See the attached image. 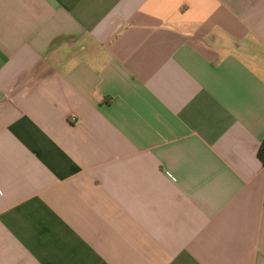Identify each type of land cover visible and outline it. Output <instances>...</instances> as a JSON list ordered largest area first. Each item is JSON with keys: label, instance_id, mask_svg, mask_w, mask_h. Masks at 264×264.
<instances>
[{"label": "crops", "instance_id": "obj_1", "mask_svg": "<svg viewBox=\"0 0 264 264\" xmlns=\"http://www.w3.org/2000/svg\"><path fill=\"white\" fill-rule=\"evenodd\" d=\"M264 0H0V264H264Z\"/></svg>", "mask_w": 264, "mask_h": 264}, {"label": "trees", "instance_id": "obj_2", "mask_svg": "<svg viewBox=\"0 0 264 264\" xmlns=\"http://www.w3.org/2000/svg\"><path fill=\"white\" fill-rule=\"evenodd\" d=\"M258 158L262 162V164L264 165V142L261 144V147L258 151Z\"/></svg>", "mask_w": 264, "mask_h": 264}]
</instances>
